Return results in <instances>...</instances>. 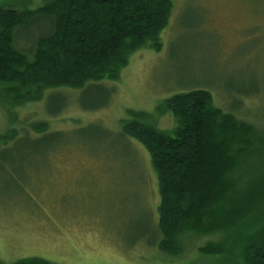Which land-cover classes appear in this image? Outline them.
Returning a JSON list of instances; mask_svg holds the SVG:
<instances>
[{"label":"rangeland","instance_id":"obj_1","mask_svg":"<svg viewBox=\"0 0 264 264\" xmlns=\"http://www.w3.org/2000/svg\"><path fill=\"white\" fill-rule=\"evenodd\" d=\"M170 1L159 50L147 44L133 52L115 81L47 91L14 109L0 101V263H203L195 249L216 237H185L179 259L150 246L156 175L149 155L120 126L134 111L170 131L173 117L157 108L173 95L203 90L214 107L264 132V0ZM47 2L0 6L36 10ZM47 28L36 21L20 32V48L27 51ZM36 123L47 125L45 134L31 132Z\"/></svg>","mask_w":264,"mask_h":264},{"label":"trees","instance_id":"obj_2","mask_svg":"<svg viewBox=\"0 0 264 264\" xmlns=\"http://www.w3.org/2000/svg\"><path fill=\"white\" fill-rule=\"evenodd\" d=\"M172 10L170 0H48L36 10L0 6L1 103L14 109L40 101L47 91L115 81L133 52L147 44L159 50ZM36 21L48 28L23 51L19 33ZM157 112L173 117L170 131L134 111L120 126L122 136L149 155L156 175L160 200L150 246L179 259L185 237H216L196 247L202 264H264V132L214 107L203 90L173 95ZM29 129L43 135L47 125ZM13 264L52 263L32 257Z\"/></svg>","mask_w":264,"mask_h":264}]
</instances>
